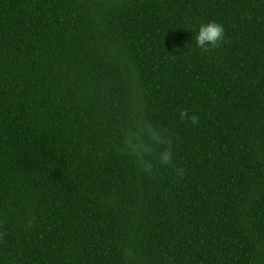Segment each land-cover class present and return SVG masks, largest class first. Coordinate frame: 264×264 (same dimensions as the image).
<instances>
[{"label": "trees", "instance_id": "1", "mask_svg": "<svg viewBox=\"0 0 264 264\" xmlns=\"http://www.w3.org/2000/svg\"><path fill=\"white\" fill-rule=\"evenodd\" d=\"M0 264H264V0H0Z\"/></svg>", "mask_w": 264, "mask_h": 264}, {"label": "clouds", "instance_id": "2", "mask_svg": "<svg viewBox=\"0 0 264 264\" xmlns=\"http://www.w3.org/2000/svg\"><path fill=\"white\" fill-rule=\"evenodd\" d=\"M185 30L191 33V43L203 51L214 50L226 41L224 25L215 20L201 22ZM178 118L191 125H198L199 122V117L186 108L178 110ZM120 136L121 150L145 176L155 175L158 168H168L175 175L183 176V168L175 163L173 140L165 127L154 122L137 120L122 127Z\"/></svg>", "mask_w": 264, "mask_h": 264}]
</instances>
